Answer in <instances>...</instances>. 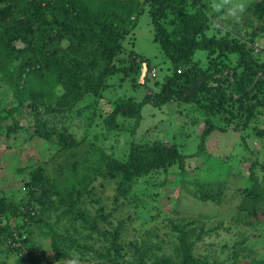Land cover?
<instances>
[{
    "label": "rangeland",
    "instance_id": "1",
    "mask_svg": "<svg viewBox=\"0 0 264 264\" xmlns=\"http://www.w3.org/2000/svg\"><path fill=\"white\" fill-rule=\"evenodd\" d=\"M200 1L211 16L208 33L245 41L252 53L264 61V29H256L259 22L248 12V7L255 0ZM78 2L83 10L92 8L89 2ZM111 2L117 6L116 12L121 16L138 11L132 29L124 36V49L119 57L126 58L132 49L148 57L150 68L146 72V83L157 89L156 81L171 73L174 66L153 39L154 29L149 13L153 6L151 1ZM253 31L256 35L251 40L249 36ZM13 44L15 47L22 46L19 40ZM194 58L199 59L201 65L208 59L201 49L195 52ZM221 58L231 62L235 55L230 53L228 57ZM10 61L12 65L18 59L14 57ZM145 67L146 63L139 61L132 68V75H124L121 71L112 74L98 93L86 95L73 107L56 106L48 110L43 105H36L35 109L24 106L14 113L18 124L9 136L4 135V129L12 119L8 117L0 121V197L5 196L7 201H12L15 208L22 210L31 204L40 209V203L35 198L41 195L42 189L28 183L38 167L46 175L55 173L62 178L69 174L73 163L82 160L79 172L92 177L88 190L78 195L71 210L54 201L50 203V224L26 223L22 227L23 216L18 212L11 221V230L25 234V228H28L30 242L47 249L49 257L53 255L50 249L51 232L60 233L67 242L68 237L71 238L69 243L74 242L72 246L63 244L64 239L59 240L68 256L51 264H71L74 259L76 264H107L110 255L120 259L118 254L122 253L125 258L129 257L140 243L141 246H153L157 255L172 253L177 257L171 221H180L187 224L189 239L194 240L197 232L202 231L201 237L195 239V254L219 263L234 260L260 264L258 260H264V205L258 216H251L249 224L242 222L243 217L236 205L242 188L251 182L249 165L252 160L261 162V167L258 165L255 169L257 177L263 178L264 134H257L256 128L264 129V107L251 111L254 117L248 126H242L240 121L238 125L241 126L235 127L236 118L225 121L217 113H205L194 103L170 99L158 106L141 104L131 116L119 114L116 117L119 127L106 129L102 118L116 101L131 99V104L136 107L141 100L145 92L141 84ZM2 74L0 67V112L16 104ZM62 92L63 88L58 86L56 93ZM41 120L54 125L57 130L66 126L79 143L64 147L57 142L56 133L49 139L42 137L34 129L35 122ZM209 121L226 128L211 130L199 148L201 133ZM155 140L175 143L187 154L183 163H174L166 169L138 177L130 193L120 191L118 176L111 174L107 163L113 159L124 161L137 145ZM202 180L216 184L225 181L220 202L199 198L197 182ZM80 211L88 217L82 218ZM115 227L121 230L122 247L119 252L101 231L102 228ZM98 253L107 255L102 257ZM20 254V249L9 247L6 239L0 238L1 263L20 264L16 260ZM26 256L22 254L27 260Z\"/></svg>",
    "mask_w": 264,
    "mask_h": 264
},
{
    "label": "trees",
    "instance_id": "2",
    "mask_svg": "<svg viewBox=\"0 0 264 264\" xmlns=\"http://www.w3.org/2000/svg\"><path fill=\"white\" fill-rule=\"evenodd\" d=\"M82 1L89 2L92 8L83 10L78 0H0V67L16 100L15 105L0 112V121L8 117L12 119L6 125L4 135L9 136L17 126L18 120L14 113L24 106L35 109L36 105H43L48 110L56 106L73 107L86 95L98 93L112 74L121 71L124 75H132V68L139 61L146 63L141 81L145 92L136 107L131 104V99L116 101L102 118L108 130L119 127L116 119L119 114L131 116L141 104L158 106L170 99L194 103L205 113H217L225 121L236 118L235 127L241 126L238 125L240 121L242 126H248L254 117L251 111L264 107V61L252 53L245 41L208 33L211 16L200 0H150L153 5L149 10L154 29L153 39L174 66L171 73L165 74L161 81H156L157 89L146 83V72L150 68L148 57L134 49L129 51L126 58L119 57L124 49V36L132 29L138 11L121 16L111 0ZM248 12L259 22L256 29L263 30L264 0L253 1ZM255 35L253 31L249 39H254ZM16 40L22 46L15 47L13 42ZM198 49L203 50L208 57L205 64L201 65L199 59L194 58ZM230 53L235 55L231 62L221 58L228 57ZM14 57L18 62L11 65L10 60ZM58 86L63 88L61 94L56 93ZM214 128L225 129L226 126L209 121L201 133L199 148ZM34 129L48 139L56 133L57 142L64 147L79 143L66 126L57 130L54 125L41 120L35 122ZM256 133L262 136L264 129L256 128ZM186 156L175 143L155 140L137 145L126 160L113 159L107 165L111 168V174L118 176L119 190L130 193L138 177L166 169L174 163L182 164ZM76 164L73 163L69 174L62 178L55 173L46 175L41 167L34 170L32 181L28 183L42 189L41 195L35 198L40 203L39 210L31 204L19 210L5 196L0 197V238L6 239L9 247L21 250L20 257L16 259L20 264H51L68 256L59 240L64 239L63 244L72 246L74 242L69 243L71 238L68 237L67 242L60 233L51 232L50 249L53 255L49 257L47 249L30 242L28 228L23 234L19 230L12 231L10 225L18 212L23 216L22 227L26 223L50 224V203L53 201L71 210L78 195L88 190L92 178L87 173L79 172L82 160L76 161ZM258 165L261 167V162L256 159L249 165L251 182L242 188L241 198L236 205L243 217L242 222L246 224L251 222V216L256 217L263 211L264 174L262 179L257 177L255 168ZM197 183L200 199L213 202L222 200L226 187L224 180L218 184L204 180ZM79 213L82 218L88 217L84 211ZM171 225L172 233L175 231L174 249L177 257L172 253L157 255L153 246H141L140 243L129 257L125 258L122 253L118 254L120 259L110 255L107 264H247L234 260L219 263L195 254V239L201 237L202 231L197 232L193 240L188 238L186 223L171 221ZM218 226L220 224L212 229ZM101 231L103 236L111 239V246L119 252L122 247L121 230L115 227L102 228ZM22 254L27 255V260ZM98 254L102 257L107 255ZM233 255L236 256L235 252ZM258 263L264 264L263 258Z\"/></svg>",
    "mask_w": 264,
    "mask_h": 264
},
{
    "label": "clouds",
    "instance_id": "3",
    "mask_svg": "<svg viewBox=\"0 0 264 264\" xmlns=\"http://www.w3.org/2000/svg\"><path fill=\"white\" fill-rule=\"evenodd\" d=\"M71 264H76V260L74 259V260L71 262Z\"/></svg>",
    "mask_w": 264,
    "mask_h": 264
}]
</instances>
